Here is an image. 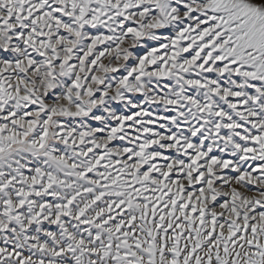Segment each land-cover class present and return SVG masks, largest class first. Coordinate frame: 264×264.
<instances>
[{"label":"snow or ice","instance_id":"snow-or-ice-1","mask_svg":"<svg viewBox=\"0 0 264 264\" xmlns=\"http://www.w3.org/2000/svg\"><path fill=\"white\" fill-rule=\"evenodd\" d=\"M0 264H264V0H0Z\"/></svg>","mask_w":264,"mask_h":264}]
</instances>
